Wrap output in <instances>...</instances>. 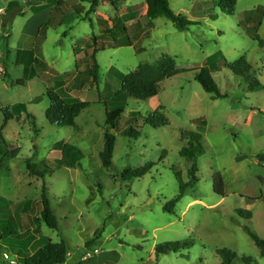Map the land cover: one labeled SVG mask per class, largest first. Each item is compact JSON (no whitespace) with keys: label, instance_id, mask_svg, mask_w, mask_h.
Segmentation results:
<instances>
[{"label":"rangeland","instance_id":"obj_1","mask_svg":"<svg viewBox=\"0 0 264 264\" xmlns=\"http://www.w3.org/2000/svg\"><path fill=\"white\" fill-rule=\"evenodd\" d=\"M9 1L0 0V14ZM14 1L18 6L10 23L0 24V135L6 141L5 146L0 139V218L8 223L0 231L8 259L0 253V264H22L24 254L36 246L32 240L40 237L65 241V264H220L218 248L234 250L235 264H245L243 255L251 256L253 264H264L245 230L264 238V0H236L233 15L222 12L218 0H168L176 14L194 21L184 31L165 17L146 26L144 0H95V5L92 0H77L83 13L93 8L92 22L81 19L66 3L51 15L55 5H48V0ZM38 6L42 9L36 13ZM98 17L119 22H114L112 38L99 39L89 49L86 41L100 33ZM43 22L48 24L46 36L39 41ZM121 23L131 30L122 29ZM128 37L132 44H123ZM35 46L36 74L20 84L24 74L15 53ZM94 48L98 82L75 90L69 73L76 64L90 62ZM163 54L172 57L180 71L161 82L155 97L127 98L122 119L110 130L115 144L112 163L105 167L100 159L105 110L112 107L121 75ZM240 56L251 65L248 74L236 75L223 65V60L232 62ZM203 66L213 70L222 96L206 92L194 79ZM59 80L70 95L90 103L74 127L54 126L46 116L47 90ZM253 80L259 84L251 90ZM15 103H24L34 117L22 112L24 121L12 117L5 122L3 108ZM160 104L168 125H140L137 138L121 134L131 111L145 116ZM182 131L199 137V146L193 141L199 149L198 180L170 213L165 203L188 181V156L180 149L191 138H182ZM65 142L80 150L72 167L57 163ZM147 162L154 165L144 176H123L126 169ZM28 164L44 176L30 173ZM218 175L222 189L215 187ZM43 184L58 228L40 220V234L34 235L30 222L35 209H19L40 197ZM90 194L93 199L88 202ZM90 239L93 243L86 246ZM182 240L191 246L156 258L157 244Z\"/></svg>","mask_w":264,"mask_h":264},{"label":"trees","instance_id":"obj_2","mask_svg":"<svg viewBox=\"0 0 264 264\" xmlns=\"http://www.w3.org/2000/svg\"><path fill=\"white\" fill-rule=\"evenodd\" d=\"M145 1V14L143 16V20H149L145 25L151 26V20L157 17H165L170 20L173 26L179 30L184 31L191 24H194V21L187 19L182 14H176L169 6L168 0H144ZM48 5L54 4L51 15L57 10L58 6L63 4L70 5L77 14L80 15L81 19H88L92 22V19L89 18V14L93 11V8L90 6L83 13V6L80 5L77 0H48ZM96 1L92 0L91 5H95ZM219 7L221 11L225 14L233 15L236 5V0H218ZM17 2L11 0L8 2L6 8L3 9V13L0 14V24L2 27H6L14 13L15 8L17 7ZM42 6H38L35 8L36 13L41 11ZM21 13V12H20ZM109 21L111 22V26ZM97 24L99 26V35H93L89 40L86 41L85 45L87 48L91 49L96 46L97 41L99 39L112 38L114 35V29L117 22V19H104L102 17L97 18ZM116 22V23H114ZM140 22H136L135 26L138 28ZM47 22H43L38 29V39L42 41L45 39L46 30H47ZM122 29L126 30L129 27L125 26L124 23L119 25ZM140 30V28H138ZM9 34L5 35L7 38ZM255 38L259 39L258 35H255ZM6 40V39H5ZM115 40V38H114ZM91 41V42H90ZM261 43V42H260ZM123 44L131 45L132 40L128 37L124 40ZM6 51L8 50V45L6 44ZM38 50V47L35 46L29 50L18 49L15 53V63L22 65L23 70V79L19 82L20 84H24L27 79L32 78L36 74V69L33 67L34 63L37 61L35 57V52ZM142 48H138L137 51H141ZM97 48H94L90 54L91 60L90 62L84 64H76V70L69 73L73 75L71 78L72 83H70L73 89H88L93 86V84H97L98 82V71L99 66L95 59ZM10 52V51H9ZM208 57L207 59H209ZM80 62V61H79ZM78 62V63H79ZM223 65L227 67V69L236 74V75H245L251 69V65L247 62L244 56H240L235 61L229 62L226 59L223 60ZM43 68H47L44 67ZM180 69L176 66V63L172 57L167 54H163L157 61L153 63H144L139 65L135 70L130 71L127 74L121 75V86L111 98V108H106L105 110V131H104V145L103 150L100 152V159L102 164L105 167L111 165L112 154L114 151L115 144V136L110 132L111 129H115L119 120L122 119V113L124 112L126 101L128 97H133L139 100H147L155 97L160 91V84L163 80L177 74ZM212 69L209 67L203 66L201 67L194 75V79L201 85V87L208 93L215 94L216 97L222 96L219 92L218 84L215 81ZM259 82L257 80H253L250 83V89L253 90L256 86H258ZM64 81L59 80L56 81L54 88H50L47 90V95L50 99V105L47 109L46 116L49 122L57 127H74L75 119L80 115V113L89 107V101L81 100L77 97H73L66 91V88L63 86ZM90 86V87H88ZM37 99V98H36ZM35 99V100H36ZM164 107L160 104L156 109L150 112L148 115H141L137 111H131L130 116L126 117L124 120L123 127L121 128V134L123 136H129L132 138H137L140 136L141 131L138 126L140 125H149L154 128L162 127L169 124V119L166 117L164 113ZM26 111V106L24 103H15L11 107L3 108V114L5 116V122L10 118L14 117L16 121H24L22 118V112L25 114L27 118L34 116ZM182 138H191V141H188L186 145L182 146L180 149L181 155L188 156V181L183 182L179 185L178 193L168 200L164 209L170 213H172L175 209V205L182 198L185 190L187 188H191L197 182L196 177V157L199 153V137L198 135L182 131ZM0 139L3 145L6 146V141L1 137ZM193 141L197 143L194 144ZM61 156L57 160V163L66 167H72L75 165V162L79 160L80 150L78 148L68 142H65L61 145ZM154 163L147 162L141 167L135 169H126L123 172V176L127 179L140 178L144 176L148 170L153 166ZM28 168L30 173L44 176L43 173L36 171L33 169L31 164H28ZM46 169H44L45 173ZM218 183L215 187H219V189L223 188V184L221 178L217 177ZM93 199V195L90 194L87 198L88 202H91ZM21 204L18 205V207ZM38 206V207H36ZM17 207V208H18ZM16 208V209H17ZM35 209V214L31 216V227L32 233L34 235L40 234V224L38 222L41 220L44 224L50 228L57 229V219L52 210L49 198L47 195L46 187L42 185V192L38 199H35L31 202H26L19 209L20 212H27V210L31 212L32 209ZM242 212V211H240ZM247 213L248 212H242ZM8 223L4 222L2 218H0V231L7 228ZM246 232L252 239L253 243L259 250L260 257L264 258V238L257 236L255 233L251 232L248 227H245ZM9 232L12 230L9 228ZM33 234H29V237H34ZM3 234L0 235L2 238ZM10 239L14 240V237H10ZM32 243L35 244V248L33 252L24 257L22 260V264H64L68 258V249L65 241L61 239L60 241H52L49 238H36L32 240ZM93 243V240L90 239L86 242V246H90ZM191 246L190 242L187 240L182 241H174V242H165L159 243L155 246V255L156 258L158 255L167 254L168 252H178L184 249H187ZM3 246L0 244V253H5L3 250ZM217 255L220 257V264H235L238 255L237 253L229 248H218L216 249ZM241 260L245 264H253L254 259L251 256L243 255L241 256Z\"/></svg>","mask_w":264,"mask_h":264},{"label":"built area","instance_id":"obj_3","mask_svg":"<svg viewBox=\"0 0 264 264\" xmlns=\"http://www.w3.org/2000/svg\"><path fill=\"white\" fill-rule=\"evenodd\" d=\"M95 252H97V250H95ZM3 256H4L5 259H8V255L6 253H3ZM10 262L14 263V261H12V260Z\"/></svg>","mask_w":264,"mask_h":264},{"label":"crops","instance_id":"obj_4","mask_svg":"<svg viewBox=\"0 0 264 264\" xmlns=\"http://www.w3.org/2000/svg\"><path fill=\"white\" fill-rule=\"evenodd\" d=\"M145 10H146V6H145ZM29 226H30V225H29ZM32 252H33V250H32L30 253L24 254V257L30 255ZM24 257H23V258H24ZM64 264H65V263H64ZM77 264H79V263H77Z\"/></svg>","mask_w":264,"mask_h":264}]
</instances>
